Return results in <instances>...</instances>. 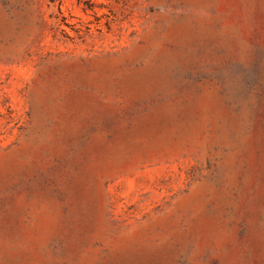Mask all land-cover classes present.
I'll use <instances>...</instances> for the list:
<instances>
[{
  "label": "rangeland",
  "instance_id": "obj_1",
  "mask_svg": "<svg viewBox=\"0 0 264 264\" xmlns=\"http://www.w3.org/2000/svg\"><path fill=\"white\" fill-rule=\"evenodd\" d=\"M0 264H264V0H0Z\"/></svg>",
  "mask_w": 264,
  "mask_h": 264
}]
</instances>
